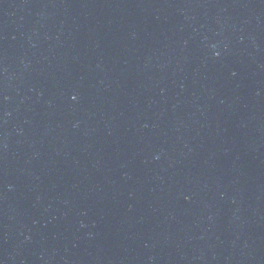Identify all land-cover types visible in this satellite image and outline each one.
<instances>
[{
  "label": "water",
  "instance_id": "water-1",
  "mask_svg": "<svg viewBox=\"0 0 264 264\" xmlns=\"http://www.w3.org/2000/svg\"><path fill=\"white\" fill-rule=\"evenodd\" d=\"M158 264H264V0H125Z\"/></svg>",
  "mask_w": 264,
  "mask_h": 264
}]
</instances>
